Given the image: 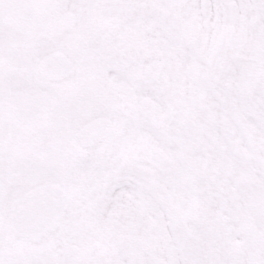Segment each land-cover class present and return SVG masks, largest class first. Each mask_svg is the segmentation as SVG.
Masks as SVG:
<instances>
[{"label":"snow or ice","instance_id":"snow-or-ice-1","mask_svg":"<svg viewBox=\"0 0 264 264\" xmlns=\"http://www.w3.org/2000/svg\"><path fill=\"white\" fill-rule=\"evenodd\" d=\"M0 264H264V0H0Z\"/></svg>","mask_w":264,"mask_h":264}]
</instances>
